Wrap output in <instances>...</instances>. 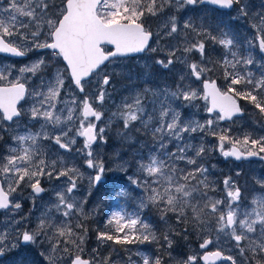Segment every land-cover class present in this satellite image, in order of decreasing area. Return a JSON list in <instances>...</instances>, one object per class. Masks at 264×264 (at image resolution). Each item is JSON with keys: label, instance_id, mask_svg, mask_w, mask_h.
Returning a JSON list of instances; mask_svg holds the SVG:
<instances>
[{"label": "snow or ice", "instance_id": "snow-or-ice-1", "mask_svg": "<svg viewBox=\"0 0 264 264\" xmlns=\"http://www.w3.org/2000/svg\"><path fill=\"white\" fill-rule=\"evenodd\" d=\"M204 4L234 10L232 20L247 21L253 32L245 40L246 52L241 53L240 43L226 27L218 26L217 34H213L202 18L197 24L191 17L181 22L174 14L165 16L168 10H195ZM158 17L165 19L162 30L154 33L150 20ZM154 36L157 41L183 37L167 46L164 59L154 60L164 69L177 63L184 66L175 90H134L104 123L103 106L110 98L108 86L117 74L116 65L132 53L160 51L150 44ZM208 40L223 46L222 61L205 56ZM253 49L264 54V11L252 13L249 0H0V53L16 57L44 53L18 70L38 77L35 87L26 86L30 77L10 79L11 68L0 70V132L6 130L4 122H10L7 127L13 129L15 142V146H8L6 155L0 156V211L5 215L0 227V256L21 246L41 244L47 245L40 253L47 264H115L111 253L102 257L97 249L85 258L88 228L80 218H90L85 208L87 198L109 170L93 146L107 143L106 128L118 122L117 134L122 138L131 139L130 133L135 131L149 136L155 145L146 158L135 161L137 175L129 177L141 190L139 207H154L162 221L167 223L174 216L176 224L182 226L179 231L171 228L161 235L169 249L174 243L173 233L187 240L191 232L200 239L203 254L188 255L176 264H199L200 260L205 264H264V178H254L258 190L254 189L251 200L244 204L248 198L232 176L223 179V189L208 179V169L198 163L208 148L203 140L198 145L191 142L193 134L207 133L216 137L225 158L264 160V136L246 133L233 138L230 128L216 127L220 121H232L244 114L239 101L248 102L256 117L264 121V56L257 60ZM194 52L200 55L198 62L189 59ZM254 64L262 69L259 76L248 67ZM109 65H113L111 71ZM217 66L226 81L223 91L215 80L205 78L214 74ZM195 81L202 84V89L193 86ZM26 98H31V106L18 108ZM200 99L208 102L210 118L204 122L182 119L180 110L173 106L181 101L184 107L195 108ZM25 116L39 124L37 131L29 128L23 134L15 132ZM79 137L83 142L75 152L82 158V165L66 161L59 152L57 159H52L44 143L48 141L70 153ZM173 141L176 147L169 151ZM225 143L232 147L226 149ZM181 162L191 167H180ZM81 166L91 171L85 173ZM121 168L126 170L123 165ZM85 180L87 191L81 196ZM42 181L59 183L46 188ZM22 186L31 189L28 198L33 206L43 199L41 194L52 192L34 220L31 213L16 218L22 208L17 199V195H23ZM216 191L223 194L209 195ZM73 220L77 221L74 226ZM108 226L112 231L96 233L101 243L127 246L158 242L151 226L138 214L114 211ZM224 241L236 250V256L220 247L208 251L210 245L215 247ZM124 251L128 253L125 264H164L163 256H148L127 247ZM134 255L140 257L139 262L132 258Z\"/></svg>", "mask_w": 264, "mask_h": 264}, {"label": "rangeland", "instance_id": "rangeland-1", "mask_svg": "<svg viewBox=\"0 0 264 264\" xmlns=\"http://www.w3.org/2000/svg\"><path fill=\"white\" fill-rule=\"evenodd\" d=\"M249 2L252 13L264 11V0H249ZM173 14L176 15L178 19L181 20V22L183 19L191 17L197 24H199L200 19L202 18L207 25L211 26L213 34H217L218 26L220 28L226 27L235 40L240 43L241 53L246 52L247 45L245 40L252 35L253 30L249 28L246 20L231 19V17L236 15L234 10L224 11L220 8H215L210 5H199L195 10L185 9L179 12H176L174 9L168 10L166 11L165 16ZM164 19L165 17H158L152 18L150 20V27L154 33L160 32L162 30ZM182 40L183 37L181 36L177 40L161 38L159 41H157L156 37L154 36L151 46L160 49V51L156 53L145 52L135 57H125L119 61L118 65H116L117 74L112 77L110 86H108L110 98L106 100L103 106L104 123H108V117L111 116L112 112L117 110L116 106L121 103L124 97L129 96V94L134 90H143L145 87L154 90H162L167 87L175 90V85L178 81V74L184 71V66L177 63L171 69H164L160 65L155 64L154 60L164 59L166 56L167 46L176 44L178 41ZM224 51L225 50L223 46L213 44L211 40L206 42L205 56L211 60L222 61ZM252 51L256 59L260 60L262 54L259 52V50L253 49ZM29 55L25 60H17L11 57L9 58L7 56L0 55V70L4 68H11L12 75L9 77L10 79L19 77L21 80H24L26 76L30 77V79L27 80L26 86L35 87L39 84V78L32 77L30 73L21 74L18 70L25 65H30L33 61L37 60L39 56L44 55V53L32 52L29 53ZM189 59L191 62H198L200 60V55L198 52H194L189 55ZM209 66L211 67V65ZM248 67L251 69V71L256 73L257 76H259L260 72L262 71V69H260L255 64ZM112 68L113 65L108 66L109 71H111ZM205 78L209 80H216L218 85L221 87V90H225L226 81L223 79L222 69L219 68V66H217L214 74H209ZM193 86L197 89H202V84H200L198 81H195ZM31 103V98H27L23 104H20L19 108L23 107L24 109H28L31 106ZM196 103L197 107L195 108L184 107L181 101H175L173 106L180 110L182 119H195L199 120L200 122H204L210 118L209 113L206 111V105L208 102L200 99ZM241 104L245 111H247L246 115L243 118L235 119L229 124H223L219 122L216 126L217 130L230 128V133H233L234 137L236 138H242L246 133L252 135L253 137L264 136V121H260L258 117H256L254 110L251 108L252 106L248 104V102H241ZM149 110H151V105H149ZM8 123L10 122H4V128L6 130L0 132V135L3 136V139L0 140V156L7 154L9 145L15 146V142L12 139V135L14 134L13 129L7 127ZM104 123L98 122L99 126H104ZM19 124L20 126L15 128V132L20 134L25 133L29 128L33 132L39 129V124L34 121H30L27 116L23 117ZM116 126L120 127V124L112 122L109 127L106 128L107 143H100L93 146L98 151L100 158L104 161L106 169L109 170L105 172L102 181L96 186V188L91 190L92 195L88 196L87 198V204L85 205V208L90 212L89 219L94 218L93 214L96 212L99 203L104 204L106 208L108 205L113 207L111 211H107V220L111 217V213L114 211H126L130 214H138L139 216L141 212L142 215L143 213L145 215L149 211H155L159 219L160 214L156 208L139 207V201L142 198L141 190L136 188L129 179V177H135L137 175L135 161L141 156L146 158L149 150H155V145L152 143L149 136L142 133H137L135 131L130 133L131 139L126 140L118 135L117 131H114ZM241 130H244V134L241 132ZM185 139L187 140L188 137L186 136ZM202 140L205 143V146L208 148V154L203 155L207 159L203 158L202 156L198 159V163H202L204 167L208 169V179L214 182L218 189H223V179L225 177L232 176L241 186L243 195L248 198L244 201V204H247L252 198L253 190H258V185H255L254 178H264V165L260 161L238 163L233 161V159L230 157V159H225L219 151L218 140L211 134L198 132L193 134L191 137V142L193 144L198 145ZM82 142L83 138L79 137L77 139V144L73 146V151L70 153L65 152V150L58 149V146H55L48 141H45L44 143L47 147V152L52 159H57V153L59 152V154L64 156L66 161H74L77 165H82V158L79 157L75 152V148L80 147ZM231 146V144L227 145V143H225L226 149L230 148ZM175 147L176 144L173 141L171 144H169L168 150L172 151L175 149ZM240 148L243 150L242 145ZM188 154L193 155L192 152H189ZM122 165L124 168H126V170H122ZM69 166H71V163H69ZM180 167L191 166H186L183 162H181ZM81 171L87 173L91 170L86 169V166H81ZM237 172L240 173L238 177L236 176ZM42 183L46 188H52L53 185H56L59 182L53 181L52 183H48L47 181H42ZM86 191L87 180H85L81 185V192L79 195H86ZM22 192V196L17 195V199L19 202H21L22 208L19 213L16 214V218L19 219L20 216L29 215L31 213L32 219L34 220L35 217L39 216L44 210L45 204H47L49 199L52 197V192L49 191L47 193L41 194L43 199L36 200L35 206H33V202L28 198L31 189L22 186ZM117 192H123L125 195L117 197L115 195ZM222 194V191L209 193V195L215 197H219ZM127 203H134L135 206L133 210L127 209ZM142 215L140 217H142ZM148 216H150V213ZM4 219L5 215L2 211H0V227H3L2 222ZM143 220L149 224V219H147V216L146 218H143ZM84 221L85 220H83V218H80V222L83 223ZM159 222V230L155 226L156 223H152L151 225L149 224L156 236L159 233L158 231H161L163 234L169 232L171 228H175L177 231H179L182 227L176 224L174 216H171L167 223L164 221ZM72 223L74 226L77 221L73 220ZM172 239L174 243L171 249H169L168 245L162 240L163 245L161 246L155 245L157 242H145L142 244L137 243L127 246H112L110 243L106 249H101L98 252L102 257L108 256L111 253V259L115 261V264H124L123 259H127L128 253L124 251L125 247L131 249L133 252L139 251L140 253L148 256L151 255H149L147 251L155 249L158 251V256H163V261H165L167 258H171V260L174 261V264H176V262L179 260L185 259L188 255L197 254L199 256L203 254L204 250L199 249V237L192 234L191 232H189L187 240L183 239L182 236H176L174 233L172 234ZM46 247L47 245L41 244L21 246L18 249H13L12 251L6 252L3 256H0V264H21V262H23V264H47L45 258L40 254L45 250ZM216 247L223 248L226 254L230 252L234 256L237 255L236 250L231 249L227 241H224L215 247L210 245L208 251L216 250ZM92 249H96V244H85V258H88L91 255ZM137 261H140V257L137 258ZM199 264H203L201 260Z\"/></svg>", "mask_w": 264, "mask_h": 264}, {"label": "trees", "instance_id": "trees-1", "mask_svg": "<svg viewBox=\"0 0 264 264\" xmlns=\"http://www.w3.org/2000/svg\"><path fill=\"white\" fill-rule=\"evenodd\" d=\"M242 103H246V101H241ZM252 108V107H251ZM252 110H253V108H252ZM247 112V111H246ZM116 124H118V122H116ZM120 127L119 126H116L115 127V130L114 131H117L118 129H119ZM243 131L244 130H241V132L243 133ZM244 134V133H243ZM230 135L233 137V138H236V137H234V135H233V133L231 134L230 133ZM239 138H241V137H239ZM207 144V143H206ZM227 145H230V144H228L227 143ZM238 146H241V145H238ZM207 154H208V152H207ZM206 154V155H207ZM203 158H205V159H207L205 156H203ZM126 205H130V207H132L133 206V208H134V203H127ZM113 207L111 206V205H108V207L106 208L105 206H104V204H102V203H99V205H98V207H97V210H96V212L93 214L94 215V218H91V219H88V220H85L83 223H84V225H85V227H87L88 228V233H87V236H86V243L88 244H96V249L99 251V250H101V249H106L107 248V246H109L110 245V243H111V245L112 246H117V245H115V244H113L112 242H108V241H105V242H103V243H101L100 241H98L97 239H96V233H97V231L99 230V231H112V226H108V227H106V224H107V222H106V220H107V211L109 212V211H111V209H112ZM102 213H103V216H102ZM149 213H150V216H148L149 215ZM146 216H147V219H149L148 221H149V224L151 225L152 223H156L155 224V226L157 227V229L159 230V226H160V222L159 221H162L160 218L158 219V217H157V215H156V212L155 211H149L147 214H145L144 215V213H143V217L144 218H146ZM158 221V222H157ZM159 233V235L157 234V237H158V239H159V241L157 242V244L156 245H158V246H161V245H163V242H162V238H161V235H162V233H161V231H158ZM87 240H90V241H87ZM118 248H121V247H118ZM104 251V250H103Z\"/></svg>", "mask_w": 264, "mask_h": 264}, {"label": "water", "instance_id": "water-1", "mask_svg": "<svg viewBox=\"0 0 264 264\" xmlns=\"http://www.w3.org/2000/svg\"><path fill=\"white\" fill-rule=\"evenodd\" d=\"M151 42V41H150ZM111 47V46H110ZM139 54H142V53H132V54H129L128 56H136V55H139ZM0 55H11V54H5V53H0ZM264 55V54H263ZM127 56V57H128ZM16 57V56H15ZM217 84V87H218V83L216 82ZM219 88V87H218ZM23 101V100H22ZM20 101V103L22 102ZM19 103V104H20ZM19 104L17 105V107L19 106ZM238 116H242V115H238ZM223 122H227V121H223ZM233 159H235L234 157H231ZM236 160V159H235ZM253 160H258V161H262L263 164H264V160L260 159L259 157H250V158H247V159H242V160H237L238 162H242V161H253ZM210 247V246H209ZM202 262L205 264V262L202 260ZM221 261H216L215 264H220ZM209 264H211V261H209Z\"/></svg>", "mask_w": 264, "mask_h": 264}, {"label": "flooded vegetation", "instance_id": "flooded-vegetation-1", "mask_svg": "<svg viewBox=\"0 0 264 264\" xmlns=\"http://www.w3.org/2000/svg\"><path fill=\"white\" fill-rule=\"evenodd\" d=\"M204 5H207V6H209L208 4H204ZM210 6H212V5H210ZM213 7H216V6H213ZM29 55V54H28ZM28 55H26V58H24V59H17V60H25V59H27L28 58ZM29 57H30V55H29ZM108 252V251H107ZM147 253L149 254V255H151V256H158V251L157 250H155V249H152L151 251H147ZM172 253H173V250H172ZM134 260H137V258H138V256H133L132 257ZM127 259H128V256H127ZM127 259H123V262H124V264H125V262L127 261ZM164 264H174V261H172L171 260V258H167L165 261H164Z\"/></svg>", "mask_w": 264, "mask_h": 264}]
</instances>
